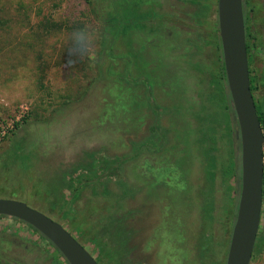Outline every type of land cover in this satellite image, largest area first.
<instances>
[{
    "label": "rangeland",
    "instance_id": "rangeland-1",
    "mask_svg": "<svg viewBox=\"0 0 264 264\" xmlns=\"http://www.w3.org/2000/svg\"><path fill=\"white\" fill-rule=\"evenodd\" d=\"M115 1L0 0V9L5 12V20L9 21L0 24V131L4 127L8 129L0 143V199L23 202L62 223L97 258L99 252L88 240L94 236L91 227H103L96 237H102L109 230L104 229L100 219L108 220L111 209L103 210L102 203H115V200L93 197L90 189L83 190L85 181L88 176L96 179L95 172L99 167L98 181H106V184L113 177L116 183L120 182L122 179L115 178L120 163L117 158L127 160L125 175L129 185L144 188L135 202H128V208L140 207L139 201L146 207L144 217L150 213L152 228L145 234L147 241L156 240L152 236L158 235L159 226L165 223V219L160 223L159 218L166 214L168 226L161 230L157 241L160 246L162 240L164 245L171 242L176 248L166 257H154L151 264H196L202 247L203 226L200 223L204 213L199 199L204 191L207 206L210 193L217 200L215 220L207 228V233L215 237L216 243H223L225 237V227L220 220L216 222L225 194L222 180L217 176L209 185L200 171V159L192 155L187 162L184 160L171 169L163 167L166 163H173L171 151L175 147L181 149L184 143L190 144L188 139L197 132L192 129L202 128L203 122L214 128L219 139L218 151L212 158L217 157L221 164L232 149L233 131L238 127L236 119L228 114L227 107L232 102L227 86L221 80L222 52L217 45L219 34H216L219 30L218 9H205L210 4L216 7V2L200 0V6L204 8L185 9L186 15L155 9L163 20L156 19L154 25L161 28L157 30L164 35V40L156 42L151 57L163 51L160 54L167 59L172 70H168L169 74L166 71L160 74L159 69L153 71L151 65L156 61L151 58L146 63L150 68L142 70L146 72L143 77L140 73L142 66H127L128 53L118 51L116 64L124 57L123 62L130 73L131 85L127 89L126 83L121 84L114 74L101 76L99 73L101 67L106 66L105 59L99 57L103 25L90 11L99 9V14L105 17L110 6L112 9H126L125 0L119 1L118 7ZM198 14L201 24L198 20L196 26L192 17ZM42 15H51L70 30L45 35L37 27ZM76 26L81 29L74 30ZM147 29L143 31L147 33ZM191 31L193 37L187 35ZM135 33L136 37L140 33L144 35L137 27ZM131 39L132 36L130 42ZM125 44L126 39L122 40L121 46ZM119 65H116L117 76L124 71ZM207 99L211 101L209 113H215L219 122L211 117L205 121L206 113L201 114L203 120H198L202 112L200 107L206 105ZM23 118H27V123L16 128ZM168 130L172 133L169 146L167 140L162 141ZM156 160L159 165H164L161 169L156 168ZM161 160L166 163L161 164ZM156 185L162 187L154 195L149 189ZM106 186L113 194L119 189L118 184L111 186L107 183ZM97 187L101 190L100 186ZM172 191L179 192L178 198L186 205L179 216L180 224L171 213L173 202L169 194ZM89 199L98 204V212H86L92 207L87 206ZM81 213L91 221V224L83 225L86 240L73 225L80 227ZM0 225L5 229L8 227L10 234L20 227L18 222L9 219L0 220ZM23 228L21 224L18 230L21 237L35 243L37 238L31 230ZM167 234L170 237H166ZM147 241L145 246L149 243ZM38 244L46 247L44 242ZM227 246L225 243L222 252L228 255ZM153 248L159 249V246L154 244L149 250L143 247V251L148 255ZM178 249L187 251L190 263L188 259H180ZM54 257L55 261H65L57 253ZM217 260V255H205L206 264H215ZM251 264H264V251L254 253Z\"/></svg>",
    "mask_w": 264,
    "mask_h": 264
},
{
    "label": "trees",
    "instance_id": "trees-1",
    "mask_svg": "<svg viewBox=\"0 0 264 264\" xmlns=\"http://www.w3.org/2000/svg\"><path fill=\"white\" fill-rule=\"evenodd\" d=\"M57 10V9H55ZM99 9H91V13L100 20L103 25L101 28V40H100V52L99 57L105 59V68L103 69L101 67V70H99V73L101 76L111 75L114 74V77L118 78L117 80L121 82V84H125L128 89V85H131L130 82V73L129 70L125 67V64L123 61H125L124 57L119 58L118 60L119 64H124L123 66H120L117 63V60H115L118 57H115L116 53L118 51L127 52V66L130 67V37H131V30H132V13L130 9H110L105 13V17H103L98 12ZM4 11L0 9V24L1 23H8V20H5L4 18ZM146 14V15H145ZM198 20L199 24L200 22V15L198 14ZM244 17H245V28H246V41H247V50H248V58H249V67H250V79H251V89L252 93L255 99L257 112L259 116V120L264 128V0H244ZM150 18V14L148 12L143 13L142 10L136 9L135 10V25L139 26V23H141L143 20H148ZM37 27L45 33V35H50L55 32H63L65 30H70L69 27H66L64 25V22L57 21L54 19V17H51V15H42V18L40 21H38ZM138 28V27H137ZM148 28V25L139 27V29H145ZM81 27H74V30H80ZM73 30V29H72ZM217 35L219 34V30H217ZM194 36V35H193ZM128 38V42H127ZM126 39V44L124 47L121 46L122 40ZM217 45L219 50L222 52L221 42L219 35L217 36ZM123 48L120 50L119 48ZM154 46L151 45V50H153ZM152 53V52H151ZM221 66H220V72H221V80L226 84L227 86V80H226V74H225V68L224 63L222 59L221 54ZM116 65H119L121 67V70L124 69L123 73L119 76L116 75ZM151 69L153 71H157L159 67H154V64L151 65ZM169 73V72H168ZM129 81V82H128ZM127 91V90H125ZM229 98V96H228ZM206 105L202 104L200 107V110L202 111L199 114L198 120H203L201 118L202 113H206L207 115H204V120L207 121L208 117H211L214 119V121L219 122V118L215 116V113H212V115L209 113L211 110V101L209 99L206 100ZM229 103V101H228ZM153 109V106H150V109ZM228 108V114L229 116H232V119H236L235 110L232 105H230ZM27 123V118H23L20 123L16 124V128H19L21 125H25ZM236 126L238 127V123L236 121ZM203 125V129L201 127L193 128L192 131H197L194 135H192V138L188 139L190 144H185L181 149H178V147L174 148L171 152V161L174 163H166L161 160L162 163H166V165H159L156 160V168L163 167L167 169H171L175 165H179L184 160L187 162V158L190 157V155L194 157H198L200 159V171L205 175L204 180L210 183L215 181V178L217 179V176L221 178L223 183V189H224V196L222 199V204L220 205L221 213L216 216V222L217 220H220V222L223 224L224 228V240L223 243L221 241L219 243H216L214 240L215 237H211L210 233H207V228L209 229L215 220V209L217 208V200L214 198L213 193H210V204L207 206V195L205 196V191L200 194L199 202L201 203V208L204 213L203 220L201 221L200 225L203 226L201 229V245L200 248V254L197 255V259L195 261L196 264H206L205 263V255H208L209 253L212 255H217L218 260L215 262V264H226V255L227 252H222V249L225 247V243L228 244L230 242V237L232 234L233 226L236 221L237 217V211H238V203H239V195L241 191V176H242V167H241V156H240V139H239V128L237 131H233L232 135V149H230V154L225 156V161H223L221 164L218 162L217 157H213V153L218 151L217 145H218V137L217 133L215 132L214 128H209L206 122L201 123ZM195 130V131H194ZM171 132L168 130L166 132V138L162 139L163 143L165 140L168 142V146L170 145V138H171ZM199 135H202L201 138H199ZM166 144V143H165ZM192 149V151H191ZM159 151L161 149H158ZM192 154H191V153ZM142 156V154H140ZM119 163L118 173L115 175L120 182L117 183L113 180V177H110V180L107 181V183L111 184V186L118 184L119 189L114 194L110 187H107L105 182H100L97 179H99L98 172L99 167L97 168L95 174L96 179H93L92 177L88 176V179L85 181V185L83 190H89L91 191L93 197H108L113 198L115 200V203H110L109 201H105L102 203V209L103 210H109V217L108 220H102L101 224H104V229L109 228L107 232L104 233L102 237H96L97 232H101V227L99 226H92V234L94 235L90 239V243L94 244L99 252V256L97 257V261L100 264H141V263H148L151 264V261L154 259V257L158 256L159 258H162L163 256H167L168 252H172L174 249L171 242L161 241L160 243L157 241L158 236L156 233L152 236L155 237L156 240L153 238L151 241H147V237H145V234L149 232V230L152 228L151 223V215L148 212V215L144 217L143 214L146 212V207L144 204L141 205L139 201H137L138 205L140 207L136 208H128V202L132 203L136 201V198L138 195H140L144 188L142 187H134L132 185H129L128 177L126 174V166L128 164L127 160H121L120 158H117ZM172 166V167H171ZM89 174L93 175L94 172L88 171ZM177 174V172H176ZM98 176V177H97ZM177 182L179 183L180 180L177 176L176 178ZM165 185H168L167 183L163 182ZM163 184V185H164ZM103 185V186H102ZM213 185V184H212ZM100 186L101 190H98V187ZM157 188V186H155ZM162 187V186H161ZM159 191V189H156ZM100 191V193L98 192ZM79 192V191H78ZM154 193V192H153ZM155 194V193H154ZM171 194V195H170ZM169 194V197L172 199V208L171 213H173V217H175V221H177V224H180L179 216L182 212L183 208L186 206L183 204V202L178 198L179 192L172 191ZM79 199V196L77 197ZM75 198V199H77ZM139 199V198H138ZM116 205V207H115ZM87 206H92L87 209L86 212H89L91 214V210H93L95 213L98 212V204L93 201L92 199L87 202ZM191 206V205H190ZM128 208V209H127ZM101 209V211H103ZM177 216V217H176ZM79 223L81 224L76 226L74 223L73 225L76 227L77 232L80 233V236L83 240H86L85 237V231L83 228V225L86 226L91 224V221L88 219L86 215H83L82 213L79 214ZM158 225V223H157ZM103 228V227H102ZM33 229V228H32ZM35 230V229H33ZM98 230V231H97ZM36 231V230H35ZM38 233V231H36ZM147 241V246L144 245V242ZM171 241V240H168ZM151 242V243H150ZM158 245V248H153V251L150 252L148 255L143 251V247H145V250H149L150 246L152 245ZM181 245V241L177 248ZM227 246V250H228ZM166 247V249H164ZM180 249L176 250L180 254V259L185 261L188 259L189 263L190 260L187 256V251H179ZM264 251V223L261 228V231L259 233V236L257 238V243L255 247L254 253H261ZM59 256L60 253H58ZM222 255V257H221ZM192 259V257H191ZM182 261V262H183ZM221 262V263H219Z\"/></svg>",
    "mask_w": 264,
    "mask_h": 264
},
{
    "label": "water",
    "instance_id": "water-1",
    "mask_svg": "<svg viewBox=\"0 0 264 264\" xmlns=\"http://www.w3.org/2000/svg\"><path fill=\"white\" fill-rule=\"evenodd\" d=\"M218 22L228 89L241 140V191L226 264H251L264 209V130L251 89L243 0H218ZM0 216L38 231L69 264H99L61 223L27 204L0 199Z\"/></svg>",
    "mask_w": 264,
    "mask_h": 264
},
{
    "label": "flooded vegetation",
    "instance_id": "flooded-vegetation-1",
    "mask_svg": "<svg viewBox=\"0 0 264 264\" xmlns=\"http://www.w3.org/2000/svg\"><path fill=\"white\" fill-rule=\"evenodd\" d=\"M116 1H115L116 2L115 6L116 7L120 6V5H118V3H119V1H122V0H116ZM211 1L216 2V7L214 4H210L209 7L205 8V9H215V8L218 9V0H211ZM123 5H126V9H130V11L132 13V20H133L132 30H131L132 39L130 42L131 44H130V49H129L130 64L131 65H134V64L141 65L142 68L140 69V73H141V75H143V77H145L144 73H146V72H145V70L144 71H142V70L145 69L144 67H147V69H149L150 66L148 64L146 65V63L149 62V59L154 58V61H156V64L154 65V67H156V68H157V66L159 67V73L163 74V72L166 71L167 74H169L168 70L171 69V66L168 65L167 59H165V58H163V56H161L163 51L159 52V54L155 53L154 56L151 57V52H152L151 45L157 46L156 42H162L164 40V35H162V33L159 34V32H158V30L161 28L154 25V21H156V19H158V21H160V22L163 20V18H159L158 13H157V11H155V9H158V8L168 9L167 11H169V13L172 12L175 15L177 13L180 15H186L187 13H185V11H184L185 9H203L204 8V7L200 6L201 5L200 0H125V2H123ZM113 6H114V4H113ZM243 8H244V0H243ZM110 9H112L111 6H110ZM122 9H125V8H122ZM136 9L142 10L143 13L148 12L150 14V18L148 20H143L141 23H139V26H136L135 22H134ZM163 15L166 18V16H167L166 13H164ZM192 21H194V24L197 26L198 16L197 15L195 17L193 16ZM146 24L148 25V29L146 31L147 33H145L141 29L142 32L144 33V35L142 36L140 33L139 34L140 37L139 36L136 37L137 33H135V27L139 28V27L145 26ZM171 24H173V23H171ZM218 27H219V22H218ZM187 35H189V37H193L194 33L192 31L187 32ZM189 37H185V38H189ZM219 37H220V32H219ZM220 42H221V40H220ZM221 47H222V45H221ZM159 58H160V60L158 62ZM222 59H223V53H222ZM223 63H224V60H223ZM224 68H225V66H224ZM225 74H226V72H225ZM226 80H227V77H226ZM227 89H228V83H227ZM228 91H229V89H228ZM229 94H230V92H229ZM230 98H231V96H230ZM231 102H232V100H231ZM236 121H237V117H236ZM237 123H238V121H237ZM238 128H239V125H238ZM263 130H264V128H263ZM239 139H240V137H239ZM240 143H241V140H240ZM240 154H241V147H240ZM156 186H157V188L152 186L149 190H152L156 194L157 193L156 189H160L161 185H156ZM152 188H154V189H152ZM159 192H160V190H159ZM163 215L166 216V214H163ZM165 216H164V218H159L160 223H161V221L163 223L162 219H165V223L163 225L159 226L158 235L161 232V230H165V228L168 226V223L166 222L167 220H166ZM5 219H9L11 221L18 222L20 227L15 229V231L13 232L14 234H10L11 231H10V229H8V227L5 226L6 227V229H5L4 226L0 225V264H69L66 260L65 261H55L54 254L57 253V255L59 256L58 253H60V252L43 235H41L39 232L37 233L35 230H33L34 228L32 229L31 226H29V225H27V224H25V223H23L17 219H13V218L6 217V216H0V220H5ZM263 223H264V209H263V219H262L260 231H261V228L263 226ZM21 224L24 226V228H29V230H31V233L37 238L36 240L38 242H42V243L44 242L46 247L39 245L37 241L36 242L34 241L35 243H33V242H30V240H28V239H23V237H21V234L18 232V230L20 231V229H21ZM64 227L67 228L66 226H64ZM260 231H259V233H260ZM3 232H5V233H3ZM169 232H170V230H167V233H169ZM71 233L74 235L73 232H71ZM166 237H170V236H168V234H167ZM168 240H170V239H168ZM24 243H26V245ZM150 248H151V246H150ZM164 249H166V247H164ZM60 255H61V253H60ZM96 260H97V258H96ZM141 264H148V263L143 262Z\"/></svg>",
    "mask_w": 264,
    "mask_h": 264
},
{
    "label": "built area",
    "instance_id": "built-area-1",
    "mask_svg": "<svg viewBox=\"0 0 264 264\" xmlns=\"http://www.w3.org/2000/svg\"><path fill=\"white\" fill-rule=\"evenodd\" d=\"M7 133H8V129L6 127L1 129V131H0V143L6 137Z\"/></svg>",
    "mask_w": 264,
    "mask_h": 264
}]
</instances>
